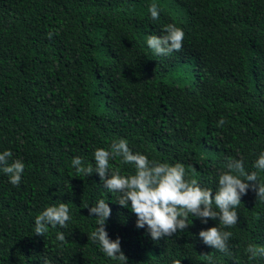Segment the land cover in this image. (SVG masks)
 Wrapping results in <instances>:
<instances>
[{
	"label": "trees",
	"instance_id": "1",
	"mask_svg": "<svg viewBox=\"0 0 264 264\" xmlns=\"http://www.w3.org/2000/svg\"><path fill=\"white\" fill-rule=\"evenodd\" d=\"M167 24L183 30V46L158 56L147 38ZM119 139L150 161L182 163L213 194L228 157L257 171L264 0H0V153L25 165L19 186L0 172V264H119L88 241L96 222L86 207L100 199L111 208L109 238H120L128 264H209L205 254L212 264H264L245 254L250 243L264 246V202L251 189L237 225L221 229L233 233L226 255L198 235L218 220L189 217L186 231L154 241L97 173L76 175L74 157L94 163L96 149ZM109 163L134 172L118 158ZM258 177L264 183V171ZM61 202L67 227L36 235L35 217Z\"/></svg>",
	"mask_w": 264,
	"mask_h": 264
},
{
	"label": "clouds",
	"instance_id": "2",
	"mask_svg": "<svg viewBox=\"0 0 264 264\" xmlns=\"http://www.w3.org/2000/svg\"><path fill=\"white\" fill-rule=\"evenodd\" d=\"M152 20L160 18V9L156 3L148 7ZM53 33H48L51 38ZM184 32L175 24H167L162 28L161 35H150L147 45L155 55L168 56L174 51L179 52L183 46ZM225 120L221 119L217 127H222ZM13 153L4 150L0 153V172L8 176L13 186H19L24 172V163L12 159ZM119 159L121 165H132L134 172L122 174L119 168L110 166V160ZM11 161V162H10ZM78 177H88L97 173L102 186L108 193L116 195V203L121 207L130 208L137 217L136 227L145 228L154 241L172 237L177 232H184L191 225L189 217L198 218L207 224L208 220H218L219 227H210L199 232L202 242L226 255H231L228 242L231 231L221 230L235 227L238 223L236 209L241 204L242 196L249 189L255 193L256 200L264 202V183L259 182L258 172L264 171V151H261L252 167L257 171L247 172L243 159L228 157L225 171L218 176V185L213 194L212 189L203 188L195 178H187L185 166L182 163H161L149 160L141 153H133L125 139L113 141L108 149L98 148L94 151V163L83 162L81 157L71 161ZM88 217H95L96 227L88 235V241L96 243L100 251L119 264H128V258L121 250V240L109 238L106 222L111 215V208L105 200L100 199L94 206H87ZM70 209L61 202L48 206L34 220V232L43 236L49 231V226L66 228L71 219ZM56 239L66 240L62 232ZM245 254L250 261L264 259V246L248 244ZM209 264L212 256L205 254Z\"/></svg>",
	"mask_w": 264,
	"mask_h": 264
}]
</instances>
